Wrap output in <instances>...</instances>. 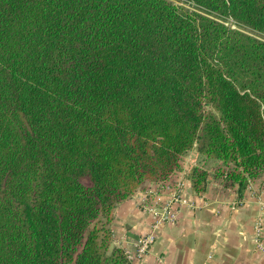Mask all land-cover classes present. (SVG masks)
<instances>
[{"label":"trees","instance_id":"trees-1","mask_svg":"<svg viewBox=\"0 0 264 264\" xmlns=\"http://www.w3.org/2000/svg\"><path fill=\"white\" fill-rule=\"evenodd\" d=\"M194 149L263 187L264 0H0V264H133L113 210Z\"/></svg>","mask_w":264,"mask_h":264},{"label":"crops","instance_id":"crops-1","mask_svg":"<svg viewBox=\"0 0 264 264\" xmlns=\"http://www.w3.org/2000/svg\"><path fill=\"white\" fill-rule=\"evenodd\" d=\"M196 165L211 168L208 187L202 192L195 191L188 178ZM214 165L191 150L171 182L147 183L120 202L112 213L113 244L134 252L138 238L153 230L154 216L146 209L152 199L150 190L164 198L165 191L172 193L181 186L184 202L176 204L177 222L157 229L151 250L134 257L133 264H264V253L255 242L256 219L260 213L264 218V185L259 188L251 181L241 195L234 184L214 175Z\"/></svg>","mask_w":264,"mask_h":264},{"label":"built area","instance_id":"built-area-1","mask_svg":"<svg viewBox=\"0 0 264 264\" xmlns=\"http://www.w3.org/2000/svg\"><path fill=\"white\" fill-rule=\"evenodd\" d=\"M181 186H176L172 193L165 191L164 198L160 196L159 191L150 190L149 198L151 201L147 204L146 209L154 216L153 230L150 233L141 235L136 242V249L134 252L129 253L128 257L132 261L135 258H141L143 255L151 250L152 245L156 240L155 231L159 229L163 224H174L178 220V208L176 204L184 202ZM153 194V197L150 195ZM264 218L260 213L256 219L255 234H256V246L264 253V235H263Z\"/></svg>","mask_w":264,"mask_h":264},{"label":"rangeland","instance_id":"rangeland-1","mask_svg":"<svg viewBox=\"0 0 264 264\" xmlns=\"http://www.w3.org/2000/svg\"><path fill=\"white\" fill-rule=\"evenodd\" d=\"M172 1L178 2V0H172ZM179 4H184V5H186L187 7H189V6H190V4H189V3H185L184 1H183V2H182V1H180V2H179Z\"/></svg>","mask_w":264,"mask_h":264}]
</instances>
